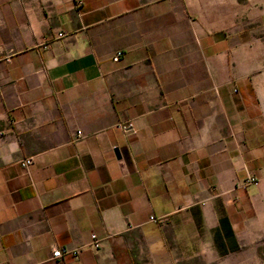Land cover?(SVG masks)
I'll list each match as a JSON object with an SVG mask.
<instances>
[{"label":"crops","instance_id":"crops-1","mask_svg":"<svg viewBox=\"0 0 264 264\" xmlns=\"http://www.w3.org/2000/svg\"><path fill=\"white\" fill-rule=\"evenodd\" d=\"M256 20L264 0H0V264H264Z\"/></svg>","mask_w":264,"mask_h":264},{"label":"built area","instance_id":"built-area-1","mask_svg":"<svg viewBox=\"0 0 264 264\" xmlns=\"http://www.w3.org/2000/svg\"><path fill=\"white\" fill-rule=\"evenodd\" d=\"M58 36H62L63 33L62 32H58L57 33ZM121 51L117 50L113 53V55L111 56L112 60H117L118 57L120 56ZM1 59H7V57L5 56H0V60ZM121 129H123L125 132H128L131 130V125L130 123H125V124H120L119 125ZM78 135H80V132H77ZM31 162V158H24L21 163L23 165L29 164ZM258 182V177L252 174H247L246 176H244V178H242L240 181H238V183L235 186H239V187H246L248 185H252V184H256ZM203 203V202H201ZM150 220H157V218L153 217V216H149ZM88 247L97 249L100 247V240L98 238H96L94 236V234L90 235V240L87 243ZM80 248H68V247H52L50 249V253H49V258L53 259V260H57V259H61L63 256L65 255H77V253L79 252Z\"/></svg>","mask_w":264,"mask_h":264},{"label":"rangeland","instance_id":"rangeland-1","mask_svg":"<svg viewBox=\"0 0 264 264\" xmlns=\"http://www.w3.org/2000/svg\"><path fill=\"white\" fill-rule=\"evenodd\" d=\"M247 27H251L250 24H247L246 23V19L245 18H241L240 19V22L238 24V28H239V32L240 33H243L246 31ZM254 29V32L260 36H264V26L260 25V23L258 22L257 23V20H256V23L255 25L253 26Z\"/></svg>","mask_w":264,"mask_h":264},{"label":"water","instance_id":"water-1","mask_svg":"<svg viewBox=\"0 0 264 264\" xmlns=\"http://www.w3.org/2000/svg\"><path fill=\"white\" fill-rule=\"evenodd\" d=\"M114 152H115L116 156L119 155V154H118V150H117L116 148H114Z\"/></svg>","mask_w":264,"mask_h":264}]
</instances>
